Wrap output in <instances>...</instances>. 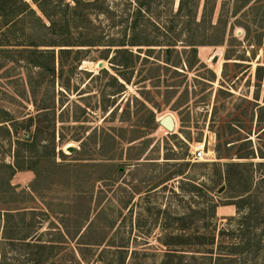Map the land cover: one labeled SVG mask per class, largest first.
Masks as SVG:
<instances>
[{
  "label": "rangeland",
  "instance_id": "rangeland-1",
  "mask_svg": "<svg viewBox=\"0 0 264 264\" xmlns=\"http://www.w3.org/2000/svg\"><path fill=\"white\" fill-rule=\"evenodd\" d=\"M25 1L42 23L24 15L0 38L10 44L0 53V121L12 118L0 123V264H166L180 254L183 263L230 264L227 254L239 247L253 252L233 264H264V165L258 164L264 159L235 157L264 152L255 107L264 106V77L256 76L264 66V21L260 28V20L245 14L248 7L234 14L235 0H184L171 21L169 8L176 12L179 0H150L151 21L140 18L133 38L162 46L151 54L147 45L128 46L133 71L121 70L127 83L113 70V49L102 56L108 42L132 39L127 17L135 0H81L76 10L72 0H48L43 7L51 20ZM204 12L211 16L202 20ZM247 24L255 39L246 37ZM171 25L180 34V55L164 53ZM29 41L56 57L60 49L73 51L62 58V77L58 57L53 77L18 51L25 46L15 44ZM189 41L199 62L191 69L182 63L177 74L164 70L166 58L192 60ZM209 70L216 76L211 84ZM167 114L175 119L173 131L160 125ZM36 131L35 148L20 153L25 169L12 173L14 140ZM199 144L203 159L193 157ZM222 154L229 157L217 158ZM226 172L238 180L230 185ZM248 186L239 214L231 203ZM77 194L82 203L73 201ZM8 206L18 211L8 217ZM249 209L253 215L244 220ZM61 220L70 232L84 222L82 236L67 237ZM243 221L255 226L252 232L239 227ZM59 230L67 238L60 246ZM170 250L176 257H168Z\"/></svg>",
  "mask_w": 264,
  "mask_h": 264
},
{
  "label": "trees",
  "instance_id": "trees-1",
  "mask_svg": "<svg viewBox=\"0 0 264 264\" xmlns=\"http://www.w3.org/2000/svg\"><path fill=\"white\" fill-rule=\"evenodd\" d=\"M31 1L47 19L51 20L50 13H48L47 10L43 7V5H45V3H47L48 0H31ZM72 1L75 3L74 4L75 6L72 7V9L76 10V8L79 7L81 4V0H72ZM135 1H136L135 9L133 10V12H128V17H127L128 21H129L128 22V30H130L129 34H130V37L132 39L128 40V41L123 40L121 42H113V41L108 42L105 45L107 47L104 49L105 54H103V56H102V58L106 60L108 58V55L111 53V50L113 49V51H112L113 55L110 57V61H111V65L113 67V70L116 71V74H118V76H122L124 81L127 83H129L130 78L123 76L121 70H122V68H125L129 71H133V68L131 65V58H132L133 52H132V50L128 49V46L147 45V46L151 47L147 50V52L149 54L154 52V47L162 46V44H159L154 40L152 42H149L148 44H136L134 38L138 34V26H137L138 20L140 18H143V19L147 18V21H149V22L151 21V9H150L151 5H150V0H135ZM235 1H236V3H239V5H237L235 7L234 14H237V13L241 12L243 9L248 7V13H245V14L248 17H251L253 21H255L256 19L260 20V28L263 27L262 22L264 21V0H235ZM87 3H90V2H87ZM249 4H250V6H249ZM183 5H184V0H179L178 10L176 12H173V10L171 8H169V12L171 13V16H169V17H172L171 21H173L176 17H179L181 15V13L183 12ZM7 8H8V10H7ZM250 12L252 13V15L254 14V12H258L256 15L253 16V17H255V19H253V17L250 15ZM108 13L111 14V11L109 10V8H108ZM204 13H205V15L203 14L204 17L202 20H205L206 16H209V17L211 16L210 12H204ZM24 15L25 16L26 15L35 16V10L33 9V7L31 6V4L29 2H26L25 0H0V38L6 37V34L9 32V30H8L9 27L15 25V23H17V22H21L22 21L21 19H23L22 17ZM192 15L194 17V14H192ZM35 18L39 22L42 23V20L40 19L39 16H35ZM151 24L154 27H156L158 31H160L158 29L159 27H157L154 23H151ZM247 25L243 26L245 33H246V37L255 39L254 38L255 35L254 36L251 35V31L249 29V24H247ZM43 26H44V24H43ZM50 26L51 25H49L48 28ZM174 29H175V26L171 25V29H170L171 35L167 34V33L164 34V37L166 39L165 41H167L165 43V46L167 48L164 50V53L166 55H171L173 52H176L180 55V52H181V51L175 50L176 49L175 47L177 46V44L180 41V39H179L180 34H177V33L175 34L173 32ZM168 30H169V27H168ZM257 36H258V39H256V43L260 39V34H257ZM9 45L10 44H5V42L1 41L0 42V53L1 52H3V53L8 52L9 51L8 48H5V47H8ZM15 45H16V47L24 45L25 48H21V50H18V51L23 52V53L24 52L28 53L29 57L32 58L31 60H29V62L32 63L34 67H38L39 69H42L43 71L47 72L50 76H53V77L56 76V58L58 57V62H59L58 76L62 77L63 70L65 67L64 63L62 62V58L65 55L67 56L68 54L73 53V51L71 49H60L58 52V55L56 57L54 50H40L39 48L43 45L41 43H37V42H33V41H29L28 44H15ZM88 45L94 46L96 44H88ZM187 45L190 46V50L188 53H189L192 60L191 61L186 60V61L182 62V60L179 59L178 61L173 62L169 58H166L165 61H166L167 66H165V68H163L164 70H166V71L170 70L172 74H177L178 73L177 68L182 63L185 67H187L188 69H191L195 66L196 63L199 62V60L197 58V50H196V47L194 46L196 44L192 41H189V43H187ZM62 46H72V45L66 44V45H62ZM74 52H75L74 53L75 55H78V52H80V50H76ZM182 53H184V54L187 53V50L183 49ZM122 58H123V60H125L124 62H122L123 61ZM256 76H257L258 82H261L263 80L264 66H257ZM114 79H116V78H114ZM215 79H216L215 74L212 71H210L209 77L207 78L208 82H206V83L211 84V82L213 83V81H215ZM167 83H168V81H167ZM61 84L64 85L65 87H68V84H63L62 82H61ZM171 86L172 85H168V87H171ZM119 88H120V90L118 91V93H120L122 91L123 85L119 84ZM256 99H258L257 95H256ZM262 101L264 102V95H263ZM255 107H257V110L259 112V115L257 118V125H258L257 129L260 132V134L262 136H264V116L262 115V113L264 111V106L258 107V105H255ZM41 109L45 110L46 108L44 107ZM152 116L154 118L153 112H152ZM6 117H8V118L5 120L4 119L1 120L0 123L12 121V118H10L9 114H6ZM0 127H2V126H0ZM9 133H11V132H9ZM31 136H39V135L37 134V131H36V133H33L32 135L29 132V134H27V137L25 136L24 138H21V139L16 138V140H14L16 142V157H15L16 163L14 166H9L12 173L16 170H19V169L20 170L25 169L24 167L21 168L18 160H19V157L21 155L20 153L22 151H31V150H33V148H35L36 141L31 140V138H30ZM139 137H143V136H139ZM139 137H137V138H139ZM8 138L13 143V141H12L13 136H11V134H9ZM137 138H134L132 141L136 140ZM52 139H54V138H52ZM247 141L250 142L251 140H247ZM51 155L55 156V149L54 148L51 150ZM228 157H229V155H223L222 154V155H219L217 158H228ZM235 157L240 159V160L241 159L250 160V159H254L256 157L264 159V152L260 149L257 150V152L255 150L251 149V150H248L247 152L239 153ZM258 164L264 165V162H259ZM233 165H240V164H235V163H231V164L227 163L226 164L227 168H229V166H233ZM59 166H62V165H59ZM263 176H264V174H263ZM225 177H226V180L228 181V183L230 185L233 184L232 183L233 181L235 183L238 180L237 178L234 179V177H231L228 172H226ZM262 179H264V177ZM249 188H250V186L244 187L243 190H241L237 193V197L239 198V200L241 199L239 202H232L231 203L237 208V211L239 214L242 211L241 208L243 207V204L249 198L248 197L249 192H250ZM33 189H35V188H33ZM82 199H83V196H81L80 194H77L76 196L73 197V201H75L76 203L78 202L77 200H79V202L82 203V201H81ZM3 210L7 211L6 213H7L8 217L10 216L8 214V213H10V211H14V210L18 211V209L11 208V206H8V208H3ZM215 211H216V205L211 211L213 216L215 215ZM246 213H247V215L244 216V218H243L244 220H246L249 217L248 216L249 214L253 215L252 214L253 211L251 209H249L248 212H246ZM180 220L183 221L184 219L180 218ZM204 222H205V220H204ZM60 224L65 227L66 232H67L66 233L67 237L71 238L72 240L77 239V237L79 235L82 236L80 233L84 227V222L79 224L74 232H70L68 230V227L64 223V220H61ZM244 224H246L244 221L241 222L239 224V227H241V229L248 230L251 232L255 228V226H253V225H251V226L246 225V228H245ZM180 228H182V225L180 226ZM183 228H185L184 224H183ZM203 228H205V225L203 226ZM251 232H248L246 234V236L250 235ZM59 235H60V240L58 241L57 245L60 246L63 242L67 241V238H65L63 231L59 230ZM243 243H245V242H243ZM237 249L238 250H231L229 252V254H227V256H226V258H228V261L230 262V264L235 263L238 259L245 258L248 255L247 254L248 252H253V250L245 252V251H243L242 247H239ZM59 253H60V251H59ZM80 253L83 255L82 251H80ZM170 253H169L170 256H168V257H171V258L176 257L175 256L176 255L175 250H170ZM197 253H199V251H196V254ZM199 254H200V257H201V254H203V257H207L204 259H208L210 261L214 258L212 255V252H210V251H208L207 253L200 251ZM177 257H178L177 262H170V263H166V264H188V263H183L182 254H180ZM192 257L196 258L195 254H193ZM217 259H219V258H217ZM190 264H196V263L194 262V263H190Z\"/></svg>",
  "mask_w": 264,
  "mask_h": 264
},
{
  "label": "water",
  "instance_id": "water-1",
  "mask_svg": "<svg viewBox=\"0 0 264 264\" xmlns=\"http://www.w3.org/2000/svg\"><path fill=\"white\" fill-rule=\"evenodd\" d=\"M98 66L101 67L102 63H99ZM160 125L168 131H173L175 127V119L172 115L167 114L160 119ZM68 151L72 152L73 148L72 147L68 148ZM222 190L223 187H220L219 192H221Z\"/></svg>",
  "mask_w": 264,
  "mask_h": 264
},
{
  "label": "built area",
  "instance_id": "built-area-1",
  "mask_svg": "<svg viewBox=\"0 0 264 264\" xmlns=\"http://www.w3.org/2000/svg\"><path fill=\"white\" fill-rule=\"evenodd\" d=\"M204 155H205V152H204L203 144H199L196 147H194L193 157L195 159H203Z\"/></svg>",
  "mask_w": 264,
  "mask_h": 264
}]
</instances>
